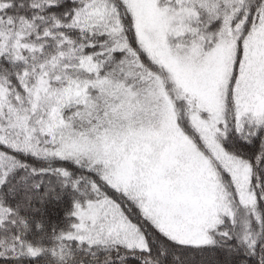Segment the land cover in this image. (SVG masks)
I'll list each match as a JSON object with an SVG mask.
<instances>
[{"label":"snow or ice","instance_id":"snow-or-ice-1","mask_svg":"<svg viewBox=\"0 0 264 264\" xmlns=\"http://www.w3.org/2000/svg\"><path fill=\"white\" fill-rule=\"evenodd\" d=\"M0 264H264V0H0Z\"/></svg>","mask_w":264,"mask_h":264}]
</instances>
